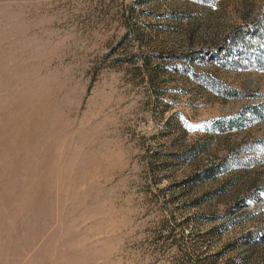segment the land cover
<instances>
[{"label": "rangeland", "instance_id": "374dc122", "mask_svg": "<svg viewBox=\"0 0 264 264\" xmlns=\"http://www.w3.org/2000/svg\"><path fill=\"white\" fill-rule=\"evenodd\" d=\"M263 5L0 0V264H264Z\"/></svg>", "mask_w": 264, "mask_h": 264}, {"label": "trees", "instance_id": "16d2710c", "mask_svg": "<svg viewBox=\"0 0 264 264\" xmlns=\"http://www.w3.org/2000/svg\"><path fill=\"white\" fill-rule=\"evenodd\" d=\"M263 17H264V5L260 8L259 14L257 15V17L255 18V20L252 23H242V24L236 26V28L232 32H230L228 34V36H234L236 34L243 33L245 31H252V32H254L256 30L255 28H257L258 23L261 21V19H263ZM228 36L226 38H228ZM224 43H225V39L222 40V43L219 44V45H217V46L218 47L224 46L225 45ZM199 51H201V49H194V50H191V51L180 52V53L159 54L158 56L186 57L188 55L195 54V53H197ZM252 112L254 114H257V115H264V113L261 114V113H259L258 110H255V109L252 110ZM233 122H234V120L233 121L230 120L229 121V124H232Z\"/></svg>", "mask_w": 264, "mask_h": 264}]
</instances>
